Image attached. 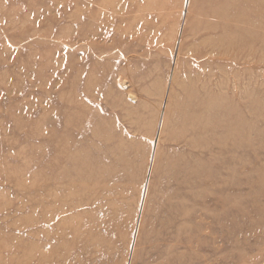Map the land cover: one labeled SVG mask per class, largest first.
Instances as JSON below:
<instances>
[{
    "label": "rangeland",
    "instance_id": "obj_1",
    "mask_svg": "<svg viewBox=\"0 0 264 264\" xmlns=\"http://www.w3.org/2000/svg\"><path fill=\"white\" fill-rule=\"evenodd\" d=\"M0 264H264V0H0Z\"/></svg>",
    "mask_w": 264,
    "mask_h": 264
}]
</instances>
